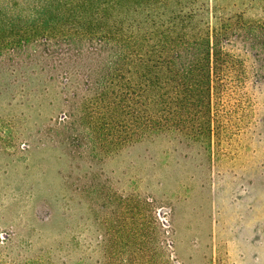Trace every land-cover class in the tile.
Returning a JSON list of instances; mask_svg holds the SVG:
<instances>
[{
  "label": "rangeland",
  "instance_id": "374dc122",
  "mask_svg": "<svg viewBox=\"0 0 264 264\" xmlns=\"http://www.w3.org/2000/svg\"><path fill=\"white\" fill-rule=\"evenodd\" d=\"M249 5L246 18H264ZM64 63L33 48L0 57V242L88 264L112 229L122 256L145 243L155 264H264V133H167L103 155L62 128L65 98L88 94L81 77L63 84Z\"/></svg>",
  "mask_w": 264,
  "mask_h": 264
},
{
  "label": "trees",
  "instance_id": "16d2710c",
  "mask_svg": "<svg viewBox=\"0 0 264 264\" xmlns=\"http://www.w3.org/2000/svg\"><path fill=\"white\" fill-rule=\"evenodd\" d=\"M253 1L0 0V57L29 48L62 56L63 84L81 77L88 93L66 95L62 128L72 125L103 155L167 133L210 140L230 125L261 135L264 18L245 17ZM101 240L104 260L88 264L156 263L145 243L122 256L112 229ZM10 248L0 242V264L56 263L48 251Z\"/></svg>",
  "mask_w": 264,
  "mask_h": 264
},
{
  "label": "bare ground",
  "instance_id": "6f19581e",
  "mask_svg": "<svg viewBox=\"0 0 264 264\" xmlns=\"http://www.w3.org/2000/svg\"><path fill=\"white\" fill-rule=\"evenodd\" d=\"M205 246V245H204Z\"/></svg>",
  "mask_w": 264,
  "mask_h": 264
}]
</instances>
